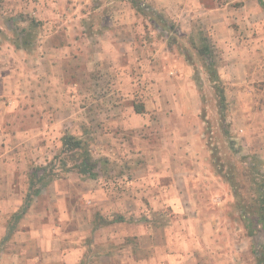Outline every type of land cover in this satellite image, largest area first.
Listing matches in <instances>:
<instances>
[{
  "label": "rangeland",
  "instance_id": "obj_1",
  "mask_svg": "<svg viewBox=\"0 0 264 264\" xmlns=\"http://www.w3.org/2000/svg\"><path fill=\"white\" fill-rule=\"evenodd\" d=\"M137 2L0 0V166L12 157L0 187L24 192L0 193V264H63L75 224L87 251L134 233L129 246L146 257L182 250L193 253L187 264L200 253L202 264H258L264 233L250 235L218 169L245 160L264 170V6ZM66 134L83 140L94 175L67 156L52 170ZM45 166L54 179L33 198L27 175ZM105 219L114 223L89 232Z\"/></svg>",
  "mask_w": 264,
  "mask_h": 264
},
{
  "label": "trees",
  "instance_id": "obj_2",
  "mask_svg": "<svg viewBox=\"0 0 264 264\" xmlns=\"http://www.w3.org/2000/svg\"><path fill=\"white\" fill-rule=\"evenodd\" d=\"M134 7L137 9L139 5L137 0H129ZM260 3L264 6V0H260ZM200 54L205 60V66L210 74L211 81L215 84L218 92V99L220 108H225L226 97L224 94L223 87L221 86L220 79L217 71L211 61V53L209 45H204L200 49ZM62 148L64 155L61 157L55 155L54 159L50 162L52 167L55 161L65 160L66 156L68 159L74 160V167L79 173L84 175H94L96 163L93 161L89 149L84 144L81 138H78L72 134H66L62 137ZM242 161V167L239 171L233 169L225 171L224 169H218L224 179L229 183L233 189L235 197V207L239 209L240 218L244 221L246 228L250 235H254L256 229L254 226L259 227L264 233V170L258 169L256 166H251V162L248 163L245 160ZM66 164V163H65ZM236 165V162H234ZM230 168H234L231 165ZM53 170V167H52ZM243 179L248 182L251 186L249 192H243V182L238 179ZM54 177H49L47 173V167L37 168L33 167L28 173V183L30 189H34V195H39L41 188L40 186H46L53 181ZM123 219L120 218V221ZM258 264H264V244L262 245L261 251L257 254Z\"/></svg>",
  "mask_w": 264,
  "mask_h": 264
},
{
  "label": "crops",
  "instance_id": "obj_3",
  "mask_svg": "<svg viewBox=\"0 0 264 264\" xmlns=\"http://www.w3.org/2000/svg\"><path fill=\"white\" fill-rule=\"evenodd\" d=\"M11 155H7L6 159L4 160V163L2 166H0L1 171L6 169V171H2L4 172V174H6L7 179H9L10 175H12V172H8L9 170L6 168V166H8V162L11 160L12 157H10ZM6 161V162H5ZM28 177V175H27ZM28 190L30 189L29 187V183L27 185ZM13 186H9V184L6 186L7 192L8 193H12L13 197L15 198L16 196L18 197V200L23 201L22 195H23V191L21 189L17 188H12ZM72 188L70 187V190ZM0 193L1 194H6L7 192H4L3 189L0 187ZM6 191V190H5ZM45 192H43V190L40 191L39 195H34L33 198L39 197L42 194H44ZM67 193V192H66ZM3 195H0V206L1 207H6L8 200L4 197H2ZM74 199H69V201H73ZM33 201V199L31 200ZM22 204V203H21ZM2 212V211H1ZM29 216V215H28ZM30 221V219H28ZM126 223V220L124 218V220H122L121 222ZM114 223L112 221H107L102 220V223H99L97 226H95L94 224L91 226V230L89 231L90 233L94 230L97 229V227H101L103 225H112L111 223ZM73 228L70 229L69 233H73L76 235H70L68 241H67V249L66 251L63 253V259L64 262L63 264H171L170 263V259L172 257H175V261L177 262L176 264H187V262L189 261V259H193V253L191 255V252L185 251L183 252L178 251L174 254H169L167 257L165 258H157V257H153L150 258V256H145V252L146 254L148 253V250L142 249L140 251H136L135 248L131 245V247L129 246V241L134 240L135 234H131L130 236L127 234L126 236H124L122 238L124 244L123 245H117L118 240L115 238L113 241L110 238V241H108L109 243V249L107 250V252L102 253L101 250H94V251H87V247L84 246V238L87 236H85L84 234H86V232H88L87 230H85L82 226H80L79 228L77 227V224L75 225H71ZM4 227V226H3ZM88 229L90 227H87ZM0 230H2V226L0 223ZM84 230V231H83ZM34 231V230H33ZM24 234H26V232H23ZM29 233V232H28ZM30 234V233H29ZM24 237H26L24 235ZM138 241H140V246H142V248H148L147 245L145 244L147 242L146 235L145 234H138L137 235ZM141 238L143 240V242H141ZM108 240V239H106ZM207 241V239H206ZM82 242V246H77V244H81ZM114 245H112V243ZM105 246V243H103ZM116 245V246H115ZM77 246V247H76ZM103 246V247H104ZM107 246V245H106ZM137 246L139 247V243L137 244ZM83 250V251H78L77 250ZM141 253V254H139ZM138 254V255H137ZM200 256H203V253L200 255H198V260L195 261L194 264H202V262H200Z\"/></svg>",
  "mask_w": 264,
  "mask_h": 264
}]
</instances>
